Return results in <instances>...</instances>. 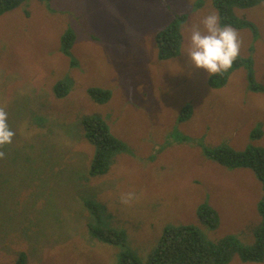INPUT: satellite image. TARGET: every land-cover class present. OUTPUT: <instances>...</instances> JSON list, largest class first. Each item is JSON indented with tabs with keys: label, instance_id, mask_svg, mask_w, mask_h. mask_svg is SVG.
<instances>
[{
	"label": "rangeland",
	"instance_id": "1",
	"mask_svg": "<svg viewBox=\"0 0 264 264\" xmlns=\"http://www.w3.org/2000/svg\"><path fill=\"white\" fill-rule=\"evenodd\" d=\"M28 5L30 16L23 9L0 15V110L14 132L0 146V264L23 255L27 264H118L124 252L145 263L164 230L181 225L198 226L207 241L233 236L252 247L264 186L251 169L211 156L221 146L264 150V61L255 75L245 69L222 89L191 66L190 31L202 28L204 16L220 15L214 0ZM183 14L179 55L160 59L157 32ZM233 14L247 26L232 27L239 52L264 50V4ZM71 27L80 45L68 57L62 38ZM58 83L65 95H57ZM90 89H107L111 98L99 106ZM92 116L124 145L95 178L96 148L83 125ZM86 202L96 204V215ZM207 207L217 214L215 229L201 221ZM103 231L122 233L125 245L108 242ZM229 264L264 260L236 254Z\"/></svg>",
	"mask_w": 264,
	"mask_h": 264
},
{
	"label": "trees",
	"instance_id": "2",
	"mask_svg": "<svg viewBox=\"0 0 264 264\" xmlns=\"http://www.w3.org/2000/svg\"><path fill=\"white\" fill-rule=\"evenodd\" d=\"M30 0H0V15L10 12L14 9H23L24 14L28 12V2ZM51 0H40L41 3H49ZM218 11L220 12V22L237 29L247 27L245 22L233 11L236 8H246L264 4V0H214ZM174 22L168 24L159 34L158 40L155 41L160 48V58L168 59L178 54L180 43L184 36L181 32V21L186 16H179ZM88 27V26H87ZM89 31L91 28H88ZM156 34V33H155ZM77 34L73 27L67 29L62 38V51L71 57L75 50H79L80 42L77 44ZM93 41L100 42L101 39L92 33ZM81 41V40H80ZM248 54L239 56L233 64V67L221 74L213 75L210 82L212 89L224 88L229 82L230 77H236L237 73L242 75L246 69L247 77L255 75L254 66L260 61H264V50L253 51V48L247 47ZM72 64L77 61L71 58ZM252 86H259L252 78ZM58 93L66 94L65 87L58 83ZM251 89H253L251 87ZM254 90H256L254 88ZM258 90V89H257ZM260 90V89H259ZM89 95L99 106L105 105L111 98L110 91L107 89H90ZM187 114V112L185 111ZM188 116V114H187ZM86 130L87 140L96 148L93 162L89 175L91 178L103 176L108 173L110 163H114V157L122 151L123 143L116 139L111 133L106 123L97 116L87 117L83 121ZM251 149V148H249ZM248 149V150H249ZM237 152L228 147L221 146L219 149L212 151L213 157L220 164L228 167H246L251 169L257 179L264 186V150H251ZM152 161L153 156L146 158ZM264 189V187H263ZM86 206L93 214H97L96 204L86 202ZM258 213L261 216V224L257 229V241L252 247L242 246L233 236H227L224 239L214 243L207 241L203 231L198 226L181 225L169 227L164 230L162 237L154 246L153 251L149 254L145 263L140 262L135 255L124 252L125 257L118 264H229L233 256L238 254L244 262H260L264 260V196L258 203ZM95 214V215H96ZM201 221L210 229H215L218 225L217 214L210 208L202 209L199 212ZM100 236L113 244L124 246L125 237L120 232L103 231L99 232ZM17 264H27L26 256H21Z\"/></svg>",
	"mask_w": 264,
	"mask_h": 264
},
{
	"label": "clouds",
	"instance_id": "3",
	"mask_svg": "<svg viewBox=\"0 0 264 264\" xmlns=\"http://www.w3.org/2000/svg\"><path fill=\"white\" fill-rule=\"evenodd\" d=\"M200 23L202 28L193 26L190 31L186 52L188 62L208 76L228 71L238 58L241 46L236 30L229 25L221 26L220 17L216 13L204 16ZM157 46L159 48V45ZM178 55L179 53L173 57ZM7 120V113L0 110V146L10 144L14 136Z\"/></svg>",
	"mask_w": 264,
	"mask_h": 264
},
{
	"label": "bare ground",
	"instance_id": "4",
	"mask_svg": "<svg viewBox=\"0 0 264 264\" xmlns=\"http://www.w3.org/2000/svg\"><path fill=\"white\" fill-rule=\"evenodd\" d=\"M146 16V15H145Z\"/></svg>",
	"mask_w": 264,
	"mask_h": 264
}]
</instances>
